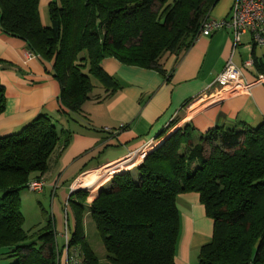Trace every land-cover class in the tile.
Instances as JSON below:
<instances>
[{
  "label": "trees",
  "instance_id": "obj_1",
  "mask_svg": "<svg viewBox=\"0 0 264 264\" xmlns=\"http://www.w3.org/2000/svg\"><path fill=\"white\" fill-rule=\"evenodd\" d=\"M218 1L52 0L43 25L39 0H0V27L22 40L28 52L52 62L51 74L60 85L57 112L73 122L91 98L93 80L110 94L119 86L102 69L103 58L158 68L162 56L192 45ZM254 63L264 74V59ZM5 99L0 82V114ZM71 136L48 114L0 136V248L16 256L12 264H60L52 218L31 238L23 229L19 191L41 180ZM129 168L85 187L94 192L110 179L91 203H85L87 190L68 198L75 217L70 245H79L85 264L98 259L84 236V213L111 264H175L176 199L192 191L213 222L211 240L199 249V264H264V121L205 133L185 125L150 151L135 175L122 172Z\"/></svg>",
  "mask_w": 264,
  "mask_h": 264
},
{
  "label": "crops",
  "instance_id": "obj_2",
  "mask_svg": "<svg viewBox=\"0 0 264 264\" xmlns=\"http://www.w3.org/2000/svg\"><path fill=\"white\" fill-rule=\"evenodd\" d=\"M50 1L39 0L43 25L48 22ZM232 2L219 0L210 17H227ZM229 59L248 83L264 75L254 63V59H264V46L253 43L250 31L241 34L238 42L231 29L200 35L187 50L162 56L158 68L127 65L114 57H105L100 65L119 86L110 94L111 90L94 84L91 98L82 105L80 116L69 122L57 112L60 85L51 74L52 62L28 52L22 40L5 34L0 27V82L6 97L0 114V136L19 132L40 114L53 116L58 129L69 128L72 136L68 146L51 160L49 170L41 178L45 182L41 192L49 188L52 193L59 188L67 195L71 185L86 172L124 159L150 139L161 142L185 125L197 133H205L214 127H255L264 121V84H254L249 90L216 103L196 101ZM248 59L253 63L246 67L243 63ZM170 127L171 131L163 134ZM97 178L92 174L84 176L80 179V188L93 184ZM176 205L179 234L174 262L199 264V249L211 240L213 222L206 215L197 192L178 194ZM86 218L83 230L88 242L86 228L91 218ZM74 224L71 228L68 220L70 233ZM97 258V264H111L105 259L104 251Z\"/></svg>",
  "mask_w": 264,
  "mask_h": 264
},
{
  "label": "built area",
  "instance_id": "obj_3",
  "mask_svg": "<svg viewBox=\"0 0 264 264\" xmlns=\"http://www.w3.org/2000/svg\"><path fill=\"white\" fill-rule=\"evenodd\" d=\"M218 29H231L234 32L236 42L239 41L241 34L250 31L253 43L264 46V0H233L229 15L220 19L208 17L203 22L197 37L200 35L209 36ZM252 63L253 61L248 59L244 61L243 65L249 67ZM257 83L264 84V75H260L255 81L248 83L242 77L241 70L229 59L206 91L197 96L196 101L220 102L231 95L249 90L252 85ZM168 131H171V127L168 128ZM159 143L158 139H150L148 143L136 151L130 152L124 159L108 163L100 168L99 171L103 170V172H112L114 174L115 170L120 169L122 166H135L141 163L145 156L155 149ZM42 187V179L28 183V189L31 191L39 192ZM73 190L74 187L72 185L70 192H73ZM58 236L63 239L61 247L57 245L60 249V264H85L80 248L70 245L68 217H64V230Z\"/></svg>",
  "mask_w": 264,
  "mask_h": 264
},
{
  "label": "rangeland",
  "instance_id": "obj_4",
  "mask_svg": "<svg viewBox=\"0 0 264 264\" xmlns=\"http://www.w3.org/2000/svg\"><path fill=\"white\" fill-rule=\"evenodd\" d=\"M47 18L49 21V17ZM93 83L97 84L98 82L93 80ZM139 164L140 163L136 164L135 166H131L129 169H126L122 172L131 171L135 175L136 167ZM100 171L99 169L91 170L89 172H86L82 176H80L78 180L72 184L74 187L73 192L71 191L67 195L65 191H62L59 188L57 190H54L52 193L49 188H47L44 192H41L44 189V185H45L44 180H43L42 190L39 192L31 191L28 188L20 190L19 191L20 210L24 218V222H23L24 231H26L31 236V238L36 239V236H37L36 232L45 225L47 219L50 217L52 218L54 222V229H55V232L57 233L56 242L59 246H61L63 241L58 235H60V233L63 232L64 217H68L69 225H71V228H72L73 222H75L74 220L75 217H74V213L72 210V204L68 202V198L70 197V195L74 193L75 194L78 193L80 189L86 190L85 188H80V185H79L80 179H84V176L86 175L91 176V174L93 176L96 175L98 177L97 179L99 180L106 173H108V172H103V170H100ZM115 174H118V173L112 174V177ZM108 181L100 185L96 189V191L94 192L92 190L88 191V196H86L85 203L87 204L91 203V201L95 198V195L98 192L99 188L102 187L103 185H106ZM72 185H71V188H72ZM75 196L79 197L78 195H75ZM73 198H74V195L71 196V201ZM84 217H87L86 218L87 220L89 219L90 215L84 213L83 219ZM86 232H88V234L86 235L88 236V245L89 244L91 245V246L89 245L90 248L91 249L93 248L97 255L100 254V252L104 251V257H105L106 254H105L103 244L100 240V237L95 229V225L92 220L88 221ZM29 241H31V239H28V242ZM96 254L95 256L97 257ZM81 255L82 257H84L82 252H81ZM15 260H16V256L12 254L8 248H0V264H12L13 262H15Z\"/></svg>",
  "mask_w": 264,
  "mask_h": 264
},
{
  "label": "water",
  "instance_id": "obj_5",
  "mask_svg": "<svg viewBox=\"0 0 264 264\" xmlns=\"http://www.w3.org/2000/svg\"><path fill=\"white\" fill-rule=\"evenodd\" d=\"M167 137H168V135H167ZM165 139H166V138H165ZM165 139H164V140H165ZM164 140H162V141L158 144V146H159ZM158 146H157V147H158Z\"/></svg>",
  "mask_w": 264,
  "mask_h": 264
}]
</instances>
